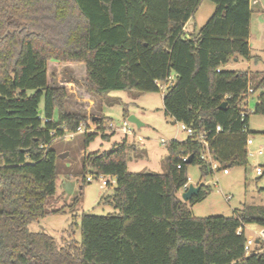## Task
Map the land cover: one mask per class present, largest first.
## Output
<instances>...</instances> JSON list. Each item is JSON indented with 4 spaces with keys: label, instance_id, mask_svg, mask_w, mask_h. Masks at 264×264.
Masks as SVG:
<instances>
[{
    "label": "trees",
    "instance_id": "trees-1",
    "mask_svg": "<svg viewBox=\"0 0 264 264\" xmlns=\"http://www.w3.org/2000/svg\"><path fill=\"white\" fill-rule=\"evenodd\" d=\"M201 1L0 0V264H264L263 244L247 254L244 233L246 224L264 229V206L194 217L190 206L209 186L200 183L187 202L178 196L189 165L202 178L214 173L199 158L201 139L219 169L243 166L250 133L244 100L256 94L253 113L264 115V70L221 69L250 58V0H209L212 14L186 35ZM55 63L79 64L85 90L99 97L157 92L155 81L173 75L162 95L164 113L192 130L168 143L163 174L128 172L125 139L109 152L83 154L82 173L115 178L104 198L115 211L82 213L80 238L67 244L28 228L63 210L54 207L59 154L51 145L89 119L66 109V89L49 80ZM108 121L93 120L85 146L98 133L108 137ZM179 155L191 162L177 168Z\"/></svg>",
    "mask_w": 264,
    "mask_h": 264
},
{
    "label": "rangeland",
    "instance_id": "rangeland-1",
    "mask_svg": "<svg viewBox=\"0 0 264 264\" xmlns=\"http://www.w3.org/2000/svg\"><path fill=\"white\" fill-rule=\"evenodd\" d=\"M214 4L209 0H202L193 16L186 24L185 34L198 30L210 17ZM250 58H239L238 63L229 61L223 70H264V0H253L250 21ZM79 64L69 65L55 63L49 65V80L54 86L64 87L68 99L66 109L79 112L92 120V117L109 119L105 123L103 138L100 133L85 146L84 134H77L72 139L56 138L51 147L63 154L57 162L55 208L62 211L49 214L37 221L29 223L30 231H42L52 236L58 244L78 241L79 217L82 213L106 215L115 209L105 197L110 195L115 184V178L105 177L112 184L102 185L99 178L93 177L88 171L82 173V156L85 153L106 151L116 142L126 140V166L131 173L163 174L167 171V147L172 140H184L187 136L180 129V123L165 115L161 90L157 92H135L126 90L109 91L102 96L93 95L85 90L82 70ZM256 94L248 99L246 110L249 112L248 129L252 144L247 146V163L243 166L228 168L224 174L217 170L212 176L202 178L196 165L187 167L189 184L204 183L210 191L206 197L190 206L194 217L225 216L234 214L243 205L264 206V115L253 113ZM129 116L137 119L138 123L128 120ZM132 131L126 135L119 131L123 121ZM111 122L115 131L108 127ZM87 123V121H86ZM85 123V124H86ZM95 124H93L94 126ZM165 143H162L161 141ZM262 147L263 153L255 151ZM262 169L261 175L255 174V168ZM104 178V177H103ZM230 196L229 199L226 197ZM261 227L257 224H246V238L256 239ZM257 250V247H255Z\"/></svg>",
    "mask_w": 264,
    "mask_h": 264
},
{
    "label": "built area",
    "instance_id": "built-area-1",
    "mask_svg": "<svg viewBox=\"0 0 264 264\" xmlns=\"http://www.w3.org/2000/svg\"><path fill=\"white\" fill-rule=\"evenodd\" d=\"M173 82V75L168 77L164 82H159V81H155L156 86L159 88V90H161L163 93L166 90V88L172 84ZM252 90L251 88H248V92L250 93ZM248 99L244 100V103L247 105L248 104ZM93 121H91V119L87 120L86 124H80L76 127V129L74 131H65L64 134L62 136H59L57 138H67V139H72L74 138L77 134L80 133H84V132H93L96 130V126H93ZM180 129L182 131H184L186 133V136H192V130L190 127L186 126L183 123H180ZM108 127L111 128L113 131H115V129L112 126V123L109 122L108 123ZM216 131H220V126H216L215 128ZM119 131L126 134V135H131L132 131L127 127V122L124 120L122 123V126L119 128ZM162 143H165L163 140L161 141ZM201 144L203 146V150L202 153L200 154L199 158L202 161H205L210 169L215 172L217 170H221L222 173L227 174L228 173V168H223V169H219V163L214 160L213 155L211 153V150L209 148V145L207 143V141H205L204 139H201ZM252 144V140L248 137L246 140V145H251ZM256 154H262L263 153V149L262 147H259L256 151ZM179 160L180 162L176 165L177 168H180L181 166V162H187L188 157L187 155H179ZM255 174L256 175H261L262 174V169L260 167H256L255 168ZM93 177H97L99 178L100 182L102 185H108V184H112L111 180H106L104 176H95V175H90L87 176L85 179L86 181H91L93 179ZM104 177V178H103ZM190 182L189 177H187V181L186 183L183 185V187L180 190H185L188 186ZM200 184V183H199ZM227 199L230 198V196L226 197ZM263 244V246L261 248H259V250H264V229H260V232L258 234V237L256 239H252V238H246V242H245V251L247 252V254H250L252 252L257 251L255 249V247H258L260 244Z\"/></svg>",
    "mask_w": 264,
    "mask_h": 264
},
{
    "label": "water",
    "instance_id": "water-1",
    "mask_svg": "<svg viewBox=\"0 0 264 264\" xmlns=\"http://www.w3.org/2000/svg\"><path fill=\"white\" fill-rule=\"evenodd\" d=\"M5 35V33L3 34ZM225 106V103L223 102L221 105H220V108L224 107ZM40 112V111H39ZM93 120L96 119V117H93L92 118ZM129 121L131 122H135V123H138L139 125V122L137 121L136 118H134L133 116H129L128 118ZM107 152H109L110 150H106ZM63 154H59L58 155V158H63ZM191 162V156L188 157V160L186 163H190ZM200 186L201 184H197V185H193V184H188L187 188L185 190H183L180 194V198L184 201V202H187L191 199L192 196L196 195L198 193V191L200 190Z\"/></svg>",
    "mask_w": 264,
    "mask_h": 264
},
{
    "label": "crops",
    "instance_id": "crops-1",
    "mask_svg": "<svg viewBox=\"0 0 264 264\" xmlns=\"http://www.w3.org/2000/svg\"><path fill=\"white\" fill-rule=\"evenodd\" d=\"M252 3H253V0H250V8H251V6H252ZM188 21H189V20H188ZM188 21H187V23H188ZM187 23H186V24H187ZM186 24H185V26H186ZM184 31H186V28H185V27H184ZM248 43L250 44V33H249ZM250 57H251V56H250ZM239 58H240V57L235 58V59H233V60H231V61H233V62H235V63H238ZM246 60H249V59H246ZM228 63H229V62H228ZM228 63H227L225 66H227ZM182 191H183V190H180V191L178 192V196H179V197H180V194H181ZM245 229H246V225L244 226V233H245Z\"/></svg>",
    "mask_w": 264,
    "mask_h": 264
}]
</instances>
